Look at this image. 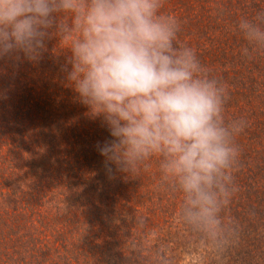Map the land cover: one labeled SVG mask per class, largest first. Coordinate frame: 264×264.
I'll list each match as a JSON object with an SVG mask.
<instances>
[{
    "label": "clouds",
    "instance_id": "1",
    "mask_svg": "<svg viewBox=\"0 0 264 264\" xmlns=\"http://www.w3.org/2000/svg\"><path fill=\"white\" fill-rule=\"evenodd\" d=\"M164 0H0V58L39 61L47 42L66 52L62 71L111 139L97 145L109 171L138 174L159 159L161 182L182 194L179 218L211 249L237 239L227 216L245 121L226 119L229 92L194 48L181 45V23ZM249 47L264 50V11L241 17ZM163 264H168L164 258Z\"/></svg>",
    "mask_w": 264,
    "mask_h": 264
},
{
    "label": "trees",
    "instance_id": "2",
    "mask_svg": "<svg viewBox=\"0 0 264 264\" xmlns=\"http://www.w3.org/2000/svg\"><path fill=\"white\" fill-rule=\"evenodd\" d=\"M197 4L198 0L187 4L184 0H164L163 11L181 23L178 42L194 48L211 74L228 88V79L233 76L229 56L234 51L238 57L234 44H239V33L227 26L225 1L210 4L211 13L204 4H200V13L194 11ZM56 44L57 38L50 39L36 62L22 54L0 58V264H55L51 254L58 257L60 251L74 249L78 253L67 254L58 264H133L125 259L132 254L134 244L142 245L143 250L153 235L150 229L154 222L145 214L139 221L130 220V215L117 210L145 208L144 201L157 199L161 206L153 203L154 208L169 206L164 209L168 214L162 217L177 224L182 194L161 182L159 167L154 171L156 177L142 175L143 167L139 177L118 172L114 166L109 171L97 145L110 140V133L100 118L90 116L67 82L62 66L68 54L56 52L60 47ZM255 165L256 160L251 166ZM72 197L91 204L72 202ZM245 204L252 207L255 200L249 189L242 194L239 188L227 216L236 222L239 217L245 220L239 214H248ZM253 217L264 219L256 205ZM49 220L56 221V234L64 227L69 233L58 237L52 246L46 242L48 237L36 236ZM128 224L135 228L127 230ZM99 243L105 254L95 252ZM250 245L243 241L234 258L236 264H247L252 257L253 264H258L256 259L264 262L260 257L264 238L252 244L255 249ZM91 259L102 262L90 263ZM141 260L144 262L139 264L147 263L145 256Z\"/></svg>",
    "mask_w": 264,
    "mask_h": 264
},
{
    "label": "rangeland",
    "instance_id": "3",
    "mask_svg": "<svg viewBox=\"0 0 264 264\" xmlns=\"http://www.w3.org/2000/svg\"><path fill=\"white\" fill-rule=\"evenodd\" d=\"M184 1L187 4L189 0ZM220 1H225L226 8L225 12H223L227 17V26L229 25L230 27L232 25V29L234 30L235 28L239 33V44H234L238 57L234 54V51L231 57L229 56L230 70L233 71L231 72L233 76L231 77L230 75L228 79L230 82L227 88L229 97L227 99L228 104L225 106L228 116L226 119H241L246 122L244 130L236 138V142L240 148V155L234 173L235 183L237 189L240 188L242 194L246 193L247 189H249V195L255 200L254 206L259 207L264 213V50L252 51L249 55H245L244 49L248 48L249 45L237 27L241 17L253 19L258 12L264 11V0ZM198 2L204 4L211 13L212 7L210 4L213 5L215 0H198ZM200 4L196 5L197 8L194 7V11L200 13L202 8ZM235 22L236 27H234ZM253 54L254 57H251ZM255 160L256 165L252 167L251 165L254 164ZM156 164H159V159L153 157L143 166L141 174L156 177L154 171L158 170L159 167ZM136 176L139 177L140 175L136 174ZM71 199L72 202H80L86 205L91 204V202H88L89 200H83L82 202L80 200H73V197ZM165 202L169 204L170 199ZM153 203L161 206L160 200L149 198L146 202H143V204H146L145 208L117 210V212L130 215L128 217L130 220L139 221L141 216L145 214L151 216L150 219L154 222V226L150 229L152 230L150 233L153 235H150L143 250L142 245L134 244V248L131 249L132 254H128L125 259L126 263L131 259L133 264H139V262H144L141 259L145 256L146 264H163L164 258H167L168 264H236L234 258L236 254L239 255L240 252H236L242 246L243 241L250 242L249 248L255 249L252 244H256L257 240L264 238V219L261 217L250 218L253 215L254 206L247 207L245 204L244 207L247 211L244 212H248L247 215L242 211L239 212V214L245 216V220H242L241 217L237 218L239 232L236 240L239 243L235 240L223 252H217L211 249L198 236L190 232L181 220L176 224L174 219H171L170 223L168 218L166 220V218L162 217L166 213L168 214V210L164 209L169 206L154 208L155 205ZM86 208L88 211L87 206ZM177 210L179 213L178 208ZM156 217L159 220L156 221ZM233 219L236 220V218ZM162 220L167 222L164 223ZM56 224L55 220H49L44 227H39V231H36V236L41 238L48 237L49 239L46 242L51 246L54 245L57 238L62 236V234L66 235L67 232H65L64 227L63 230L59 229L60 231L56 234L55 231L57 230H54ZM125 228L127 230L134 229L135 225L128 224ZM32 231L34 232V228ZM67 235H69L68 232ZM95 245L97 255L101 253L105 254L101 249L104 248L102 244ZM150 245V251L146 252ZM75 250L70 253L68 250L60 251L62 254L59 253L58 257L51 254L54 257L53 261H57L55 264H58V262L62 263V258H67V254L78 253ZM134 254L135 257L133 256ZM162 254L164 255L161 256ZM125 256L122 257L125 258ZM260 257L264 259L263 250L260 252ZM254 259L255 257L250 258V262L247 264H253ZM256 260L258 264H264V262L260 263V260ZM94 261L96 263L102 262L101 259H91L90 263H94ZM84 263L89 264L86 261ZM74 264L78 263L74 261Z\"/></svg>",
    "mask_w": 264,
    "mask_h": 264
}]
</instances>
